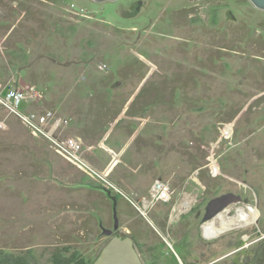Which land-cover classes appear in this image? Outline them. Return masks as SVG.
Wrapping results in <instances>:
<instances>
[{"label": "rangeland", "instance_id": "1", "mask_svg": "<svg viewBox=\"0 0 264 264\" xmlns=\"http://www.w3.org/2000/svg\"><path fill=\"white\" fill-rule=\"evenodd\" d=\"M6 87L24 98L0 101L4 250L91 261L126 234L144 264H240L264 239V9L251 0H0ZM227 192L240 200L204 220Z\"/></svg>", "mask_w": 264, "mask_h": 264}, {"label": "water", "instance_id": "2", "mask_svg": "<svg viewBox=\"0 0 264 264\" xmlns=\"http://www.w3.org/2000/svg\"><path fill=\"white\" fill-rule=\"evenodd\" d=\"M251 2L258 8L264 9V0H251ZM238 200H240V196L233 192H227L213 198L206 206L203 219L207 220L211 218L226 207V205ZM114 210L116 212V209ZM115 218V225L117 226L118 218L116 215ZM110 233L113 234L112 231ZM92 264H144V262L135 248L133 238L125 234L124 236H111Z\"/></svg>", "mask_w": 264, "mask_h": 264}, {"label": "trees", "instance_id": "3", "mask_svg": "<svg viewBox=\"0 0 264 264\" xmlns=\"http://www.w3.org/2000/svg\"><path fill=\"white\" fill-rule=\"evenodd\" d=\"M48 112L51 113V110L42 112L41 115L45 116ZM22 114H24L25 116H29V115L34 114V112L26 110ZM30 132H31L30 133L31 136H33L35 139L40 137V134H35L33 131H30ZM98 186L101 189H105L101 185H98ZM248 253L250 254H248V256H246V259L242 261L240 264H264V239L259 240L255 246L254 245L251 246L250 249L248 250ZM22 255L24 254H16L14 252L6 251L4 250L3 246H0V264H30L26 260V257L21 258ZM63 257H65V259L62 258L60 260L61 261L60 263L58 262V259L56 257L55 264L56 263L58 264H92L94 260L93 259L90 261L89 258H86V259L80 258V253H77V255L73 254V256L65 255ZM227 264H237V263H235L234 261L233 262L231 261V262H228Z\"/></svg>", "mask_w": 264, "mask_h": 264}, {"label": "built area", "instance_id": "4", "mask_svg": "<svg viewBox=\"0 0 264 264\" xmlns=\"http://www.w3.org/2000/svg\"><path fill=\"white\" fill-rule=\"evenodd\" d=\"M3 94H1V97H0V101L1 103H3L5 106H7L8 102L11 106H18L21 104V102L23 101V98H24V93L23 91H20V89L17 87H9L8 89L6 88L5 91H2ZM16 113H18V115H20L23 119V121L28 125V123L30 122L31 125L34 127L33 129V132L35 134H41L40 131H46V129H44V127L42 126L41 127H38L36 126L35 124L32 123V121L34 120V117H35V114H32V115H29V116H25L24 114H22L20 111H15ZM20 113V114H19ZM50 112L46 115H49ZM45 115V116H46ZM41 117L40 118H44L45 119V116L44 115H40ZM51 118V117H50ZM57 119V118H56ZM55 119V120H56ZM53 120V122L55 121ZM5 126L4 123L2 121H0V127H3ZM52 127V126H51ZM53 128H55V124L53 125ZM52 128V130H53ZM48 130L50 132V127H48ZM71 141V142H70ZM72 143L71 145L69 146H73L74 145V140H70L68 139V143ZM74 147V146H73ZM64 154V153H63ZM161 186L159 185H156L155 187V191H156V195L159 194V197H166L168 195V187L167 185H165L163 182L160 184Z\"/></svg>", "mask_w": 264, "mask_h": 264}, {"label": "bare ground", "instance_id": "5", "mask_svg": "<svg viewBox=\"0 0 264 264\" xmlns=\"http://www.w3.org/2000/svg\"><path fill=\"white\" fill-rule=\"evenodd\" d=\"M256 210L254 208L250 207L248 211H239L236 216L231 218L227 223L223 222V226L221 228H216L213 224V222H207L204 225L206 236H214L218 233H220L223 229L228 228L230 226V222H237L240 224L247 223L251 220L253 217V214L256 213ZM256 215V214H255ZM222 216V215H221ZM254 218V217H253ZM253 220V219H252ZM242 222V223H241Z\"/></svg>", "mask_w": 264, "mask_h": 264}, {"label": "crops", "instance_id": "6", "mask_svg": "<svg viewBox=\"0 0 264 264\" xmlns=\"http://www.w3.org/2000/svg\"><path fill=\"white\" fill-rule=\"evenodd\" d=\"M1 89H2V88H1ZM1 89H0V97H1V93L3 94V92H2L3 90H1ZM3 105H4V104H3ZM4 106H5V105H4ZM1 120H5V119H4V118H0V121H1ZM3 123H4V122H3ZM4 125L7 126L6 120H5ZM4 127H5V126H4Z\"/></svg>", "mask_w": 264, "mask_h": 264}]
</instances>
